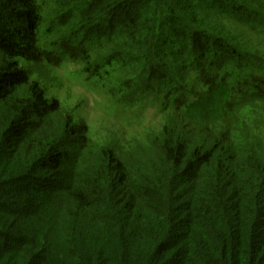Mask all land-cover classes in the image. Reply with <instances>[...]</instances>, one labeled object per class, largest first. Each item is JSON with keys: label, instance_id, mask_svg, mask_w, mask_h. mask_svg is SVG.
<instances>
[{"label": "trees", "instance_id": "trees-1", "mask_svg": "<svg viewBox=\"0 0 264 264\" xmlns=\"http://www.w3.org/2000/svg\"><path fill=\"white\" fill-rule=\"evenodd\" d=\"M82 2L90 9L84 25L95 30L86 32L94 38L92 72L113 66L129 72L121 84L139 82L137 96L165 83L180 55L198 73L240 59L227 42L216 43L214 25L253 6V0ZM41 20L36 0H0V264H264V145L226 136L189 142L166 128L155 147L160 171L136 185L111 151L84 152L86 130L75 131L59 103L49 102L16 63L34 52ZM160 40L177 48L162 50ZM210 53L226 58L214 67ZM208 81L186 118L202 122L206 112L219 113L209 103L219 83Z\"/></svg>", "mask_w": 264, "mask_h": 264}, {"label": "rangeland", "instance_id": "rangeland-1", "mask_svg": "<svg viewBox=\"0 0 264 264\" xmlns=\"http://www.w3.org/2000/svg\"><path fill=\"white\" fill-rule=\"evenodd\" d=\"M36 2L42 20L35 50L30 58L16 63L39 84L49 102L59 103L61 114L72 118L75 131L86 130L84 152L111 151L126 165L136 185L147 184L160 171L163 162L155 149L166 128L174 138L187 137L189 142L226 136L237 144L264 145V0H253L249 13L222 15V24L214 25L216 43L227 42L240 59L219 70L204 66L198 73L193 71L195 64H183L180 55L177 61L181 65L172 64L165 83H157L141 96L136 94L141 89L139 82L136 87L121 84L129 73L125 70L113 66L98 75L92 72L90 63L96 52L89 48L94 46V38L90 34L86 39V35L95 34V30L84 25L88 17L83 14L82 0ZM58 15H70L72 20L63 24L64 18ZM159 45L162 50L177 48L163 41ZM224 58L225 54L210 53L214 67ZM210 78L219 83L217 95L211 94L214 99H209L219 107V113L212 118L206 112L202 122L186 118L188 105L210 88L205 82ZM75 138H68L71 147Z\"/></svg>", "mask_w": 264, "mask_h": 264}]
</instances>
